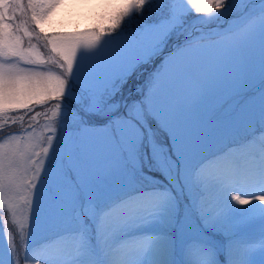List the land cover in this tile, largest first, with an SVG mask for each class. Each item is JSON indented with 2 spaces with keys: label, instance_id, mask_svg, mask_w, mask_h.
Segmentation results:
<instances>
[{
  "label": "snow or ice",
  "instance_id": "6c2138e0",
  "mask_svg": "<svg viewBox=\"0 0 264 264\" xmlns=\"http://www.w3.org/2000/svg\"><path fill=\"white\" fill-rule=\"evenodd\" d=\"M61 2L0 0V264H264V0Z\"/></svg>",
  "mask_w": 264,
  "mask_h": 264
},
{
  "label": "rangeland",
  "instance_id": "374dc122",
  "mask_svg": "<svg viewBox=\"0 0 264 264\" xmlns=\"http://www.w3.org/2000/svg\"><path fill=\"white\" fill-rule=\"evenodd\" d=\"M93 2L98 6L93 7V5H91ZM104 11L105 8L101 4V0H62L61 4L44 22L46 33H70L89 30L102 23L100 17ZM45 124L46 118L43 116L37 117V120L33 121L36 139L42 134H47ZM258 232L259 227L256 225L250 227L247 230L246 235L255 237L258 235Z\"/></svg>",
  "mask_w": 264,
  "mask_h": 264
},
{
  "label": "bare ground",
  "instance_id": "6f19581e",
  "mask_svg": "<svg viewBox=\"0 0 264 264\" xmlns=\"http://www.w3.org/2000/svg\"><path fill=\"white\" fill-rule=\"evenodd\" d=\"M210 171L212 170V169H209Z\"/></svg>",
  "mask_w": 264,
  "mask_h": 264
}]
</instances>
